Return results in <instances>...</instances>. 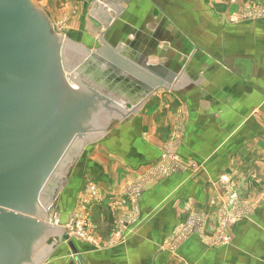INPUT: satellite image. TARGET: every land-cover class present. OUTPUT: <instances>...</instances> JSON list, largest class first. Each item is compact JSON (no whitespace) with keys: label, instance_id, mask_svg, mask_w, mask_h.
Masks as SVG:
<instances>
[{"label":"crops","instance_id":"crops-1","mask_svg":"<svg viewBox=\"0 0 264 264\" xmlns=\"http://www.w3.org/2000/svg\"><path fill=\"white\" fill-rule=\"evenodd\" d=\"M62 1L51 0V22ZM246 1L64 0L73 30L81 19V47L96 50L101 38L132 64L159 67L121 76L133 103L112 97L127 112L121 145L93 171L101 195L87 207L99 246L67 242L68 264H264V17L235 22ZM153 78L163 86L147 93L141 82ZM137 181L149 183L130 194L125 184ZM233 193L240 203L228 207ZM225 206L238 215L214 248L206 242ZM192 216L206 232L166 249Z\"/></svg>","mask_w":264,"mask_h":264},{"label":"water","instance_id":"water-1","mask_svg":"<svg viewBox=\"0 0 264 264\" xmlns=\"http://www.w3.org/2000/svg\"><path fill=\"white\" fill-rule=\"evenodd\" d=\"M64 37L35 0H0V264H43L50 237L71 244L64 229L47 223L42 190L49 180L51 192L57 188L61 162L77 153L78 142L127 114L89 80V62L75 70L62 57ZM99 41L93 51L79 47L114 77L131 81L133 71L159 69L133 66ZM153 80L140 87L149 93L163 86Z\"/></svg>","mask_w":264,"mask_h":264},{"label":"rangeland","instance_id":"rangeland-1","mask_svg":"<svg viewBox=\"0 0 264 264\" xmlns=\"http://www.w3.org/2000/svg\"><path fill=\"white\" fill-rule=\"evenodd\" d=\"M35 1L45 11L48 17L50 15L52 16V13H49L48 11V9H51V0ZM253 4L254 2L252 0L246 1L241 12H239V14L235 17L234 21L251 22L253 20L256 21V19H258L259 17H264V3L260 6H255ZM54 5L56 6L55 9L60 12L58 15H55V13L53 12V15H55V17L60 16L56 17L57 20L55 22H52L55 32L65 36L69 42L71 41L78 46H81L79 45L81 43V35H76V32L80 30L81 19L80 21H76V23L74 24V26L77 25L78 30H73L72 22H69V18L74 15L72 10H69L68 14L64 12L66 11L63 9L65 5L64 0L57 4L54 3ZM248 12L250 14H248ZM76 13L77 12L75 11V14ZM77 16L78 15H76V17ZM97 46L99 47L98 44ZM82 47L90 49L86 46ZM77 48L80 49L76 45L72 46V44L71 46L69 44L65 46V55L67 57L66 59H68L67 61H69L73 56L70 61L73 63V66H75V70H77L80 66L77 62H80L81 54H83ZM78 52H80L81 54ZM91 60L92 59H89V61ZM90 70L91 71L88 72L90 74L89 80L93 79V84L95 86H99L107 94L114 97L115 100L117 98L119 102L124 103V106L130 108V103L133 102H130L129 96L124 94V92L129 89L126 85L127 82H120L121 78L114 77L110 70L105 67L100 72H98L100 75L95 74L97 73L95 72L97 70L93 68V66L90 68ZM120 125L121 124L119 123V120H114L109 123L108 126L104 129V134L102 133L103 130H98V135L103 134L100 137L95 135L85 142H78L77 150H79L83 143L84 145L79 151H77V153H75L71 157H68L70 158L69 161L67 160L68 158L64 160L66 161V164L65 167L59 171L60 177L57 188L54 189L53 192H51L50 185V189L47 191V194L42 192L43 202L45 203L44 205L47 209V223L53 226L57 225L58 227L64 229V234L68 235L71 240L76 241L81 249L84 248L83 243H88V245H90V247L93 249H98L99 246V244H97L98 241L96 240V236L94 233V224L91 222L90 216H88L87 214V207L91 203H93V200L99 198L98 196L101 195V188H99V186L97 185L92 173L93 171L94 173H96L98 168L102 170L101 168H103V164H106L105 159L107 154H111V156H114L115 152H113V150H108V147H114V143L118 144V146L121 145V135L119 131ZM171 154L173 153L171 152ZM169 157H171V155H169ZM170 159L171 161L169 162L168 167L173 170L172 159L174 158ZM158 170L160 172V168H158ZM148 183L149 182L142 181H137L135 183L131 182L129 184L126 183L125 189L130 194H132L136 190L143 188ZM47 185L49 186V184ZM93 191L95 192L93 193ZM237 196V193H233L230 195L228 207L229 205L233 207V205H235L236 203H240V200H238ZM221 211L222 213L220 214V219L222 218V222H220V224L218 225L213 239L209 238L207 242L205 241L206 244L214 248H218L228 242V237H226L223 233L225 226L228 223V220L231 221V219L233 220L238 215V213H235L236 211L234 212L233 208L231 211V207L230 209H227L225 206V208ZM204 222V217L192 216L188 220L186 219L183 227L175 231L172 237L169 238V241L166 242L165 248L173 251L175 247H177L185 240L184 237L189 238L190 235L196 232H198L197 234L202 237V234L206 232ZM203 238L207 239L205 236ZM211 240L213 242H211ZM66 244L67 241L63 239L58 240V237H50L47 240L46 245H49V247L51 246L52 251L45 258L43 264H68L70 261H72L74 257L73 253L71 252L70 247H67Z\"/></svg>","mask_w":264,"mask_h":264},{"label":"bare ground","instance_id":"bare-ground-1","mask_svg":"<svg viewBox=\"0 0 264 264\" xmlns=\"http://www.w3.org/2000/svg\"><path fill=\"white\" fill-rule=\"evenodd\" d=\"M64 39H66V38L64 37ZM66 41H67V39H66ZM66 41H65V43H66ZM64 47H65V45H64ZM79 48H80L81 50L78 49V48H77V49L83 53V54H81L80 52H78V53L81 54V60H80V63H82L83 61H87V62L90 63L89 68H91L93 65L95 66L96 64L91 63V61H89V59H91V58H90V57L87 58V56H86V54H85V51H84L81 47H79ZM83 51H84V52H83ZM78 53H77V54H78ZM65 54H66V53H65V50H64V51H63V55H62V57L66 59L67 57H66ZM72 58H73V56L70 58V60H71ZM66 60H68V59H66ZM65 62H66V61H65ZM67 62H68V61H67ZM85 65H87V64H85ZM95 67H96V66H95ZM93 68H94V67H93ZM67 75H68V74H67ZM121 76H122V75H121ZM67 77H68V76H67ZM71 83H72V81L69 79V84H71ZM71 85H72V84H71ZM96 135H98V134H96ZM83 145H84V143H83ZM83 145H82V146H83ZM82 146L79 148V150L82 148ZM77 149H78V148H77ZM79 150H77V151H79ZM65 159H66V158H65ZM65 159H64V160H65ZM69 159H70V158H68L67 160L69 161ZM64 160H63V161H64ZM63 161L61 162V165H60L59 171L62 170V169L65 167L66 161H64V162H63ZM47 184H49V185L51 184L50 180L48 181ZM49 187H50V186H49ZM48 189H49V188H48V185H46L45 189L42 190V192L45 193V194H47ZM45 194H44V195H45ZM39 200H41V198H40ZM41 201H42V200H41Z\"/></svg>","mask_w":264,"mask_h":264},{"label":"built area","instance_id":"built-area-1","mask_svg":"<svg viewBox=\"0 0 264 264\" xmlns=\"http://www.w3.org/2000/svg\"><path fill=\"white\" fill-rule=\"evenodd\" d=\"M248 14H250L249 12H248ZM248 17V16H247ZM167 171V168H165V167H163L162 168V170H161V172H166ZM95 191H93V193H94Z\"/></svg>","mask_w":264,"mask_h":264}]
</instances>
